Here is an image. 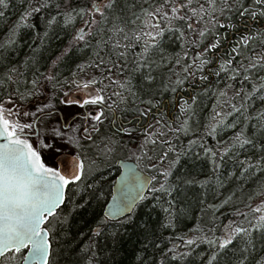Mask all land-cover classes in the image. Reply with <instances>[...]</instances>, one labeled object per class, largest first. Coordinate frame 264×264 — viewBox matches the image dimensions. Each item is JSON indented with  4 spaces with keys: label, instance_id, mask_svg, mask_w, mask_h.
I'll return each mask as SVG.
<instances>
[{
    "label": "snow or ice",
    "instance_id": "snow-or-ice-1",
    "mask_svg": "<svg viewBox=\"0 0 264 264\" xmlns=\"http://www.w3.org/2000/svg\"><path fill=\"white\" fill-rule=\"evenodd\" d=\"M11 8L0 264H264V0H0V19Z\"/></svg>",
    "mask_w": 264,
    "mask_h": 264
},
{
    "label": "trees",
    "instance_id": "trees-1",
    "mask_svg": "<svg viewBox=\"0 0 264 264\" xmlns=\"http://www.w3.org/2000/svg\"><path fill=\"white\" fill-rule=\"evenodd\" d=\"M18 13H19L18 8H11L7 11L5 18L0 19V41H2L5 38L8 32V29L12 26L13 23L16 22ZM35 19L37 18H34V20ZM20 36H21L23 46L19 48V56L22 57L25 55V53L29 51L28 45L32 44L33 40L35 39V36L31 29H26V28H21ZM61 46H62V40H57L53 38L50 44L49 51L54 54L55 51ZM69 64L71 65V61L69 62ZM64 71H65V74H67V69H64ZM211 105H212V99L210 97H206L203 99V109L204 110H203L202 116L204 118H206L207 115L210 113ZM227 135H231V132L229 131ZM184 139L186 140L187 138H184ZM207 143L210 146H214L216 141L213 138H208ZM229 167H231V165H229ZM104 174L108 178V180H112V178L109 177L110 173L108 171H105ZM106 188H107V185H106ZM245 191H247V189H245ZM236 206L242 207L238 203ZM92 211H93L92 208H89L83 211L82 215L77 216L76 222L83 223V221L87 219V217L91 214ZM218 215H219L218 223H227L228 220L238 219L228 209L221 210V213ZM200 220H201V214H200L199 209H194V211L184 220V222L178 226L177 232L188 233Z\"/></svg>",
    "mask_w": 264,
    "mask_h": 264
},
{
    "label": "flooded vegetation",
    "instance_id": "flooded-vegetation-1",
    "mask_svg": "<svg viewBox=\"0 0 264 264\" xmlns=\"http://www.w3.org/2000/svg\"><path fill=\"white\" fill-rule=\"evenodd\" d=\"M44 155L47 156L48 155L47 152H45ZM120 159H123V156H120L118 158V161H114L112 163V166L105 170V171H108L110 173L109 177L112 178V180L116 179L118 177V175L120 174V172H121V167L118 164Z\"/></svg>",
    "mask_w": 264,
    "mask_h": 264
},
{
    "label": "water",
    "instance_id": "water-1",
    "mask_svg": "<svg viewBox=\"0 0 264 264\" xmlns=\"http://www.w3.org/2000/svg\"><path fill=\"white\" fill-rule=\"evenodd\" d=\"M120 160H122V159H120ZM120 160H119V161H120ZM127 163H128L130 166L135 167V161H134V160H128ZM118 164H119V166L121 167V172H120V174H122V172L124 171L123 165H122L121 162H118ZM120 174H119V175H120ZM119 175H118V176H119Z\"/></svg>",
    "mask_w": 264,
    "mask_h": 264
},
{
    "label": "rangeland",
    "instance_id": "rangeland-1",
    "mask_svg": "<svg viewBox=\"0 0 264 264\" xmlns=\"http://www.w3.org/2000/svg\"><path fill=\"white\" fill-rule=\"evenodd\" d=\"M58 147H60V143L57 141V142H55L54 150H55V148H58ZM61 151L67 152V151H70V148L67 145H65L64 148L61 149Z\"/></svg>",
    "mask_w": 264,
    "mask_h": 264
}]
</instances>
